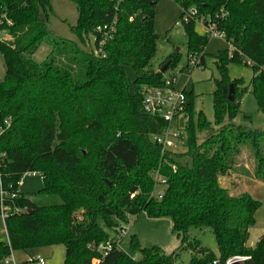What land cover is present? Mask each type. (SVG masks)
<instances>
[{"label":"trees","instance_id":"trees-1","mask_svg":"<svg viewBox=\"0 0 264 264\" xmlns=\"http://www.w3.org/2000/svg\"><path fill=\"white\" fill-rule=\"evenodd\" d=\"M51 1L0 0V32L10 38H0L5 67L0 81V216L8 209V243L0 245V260L17 250L61 245L64 264H177L185 252L195 254L189 264H225L234 257H249L244 264H264V236L255 248L246 245L261 204L247 193L232 196L220 183L237 174L264 184V128L234 124L248 89L243 80L228 76L230 63H249L251 93L264 114V0H174L182 12L194 7L201 15L219 16L217 29L232 47L231 53L215 57L220 79L213 92V123L203 111L194 121L187 94L186 152L181 155H162L152 136L166 124L143 110L142 89L162 87L160 69L173 68L180 55H170L160 69L152 64L159 41L153 8L159 0H123L118 11L110 0H72L78 20L70 31L77 41L51 35ZM114 18L117 33L105 58L98 57L91 36ZM195 25H184L188 55H200L204 63L209 39L198 35ZM42 45L50 53L36 63L33 56ZM126 68L135 72V80L127 78ZM244 151L253 161L252 173L239 161ZM184 157L190 166L180 164ZM155 170L166 180L162 200L154 197ZM29 173L39 174L44 187L24 195L18 188ZM143 214L170 219L180 248L167 255L158 247L142 248L132 236L129 246L139 258L120 249L113 238L129 217ZM204 229L213 232L218 257L191 237V231ZM109 242L113 248L103 255L99 248Z\"/></svg>","mask_w":264,"mask_h":264},{"label":"rangeland","instance_id":"rangeland-1","mask_svg":"<svg viewBox=\"0 0 264 264\" xmlns=\"http://www.w3.org/2000/svg\"><path fill=\"white\" fill-rule=\"evenodd\" d=\"M53 16L50 19L49 30L54 38L59 40L77 41V38L71 33L70 28L77 24L78 11L72 0H52L51 1ZM194 8V7H192ZM191 9V8H190ZM155 15V32L159 38L157 44L156 56L152 62L156 69H160L164 61L172 54L180 53L176 65L167 70L164 78H173L176 81L175 87L178 90H185L192 97L194 107V121L197 122L198 114L203 111L208 122H214L213 109V92L215 90V81L220 79V74L214 66L215 57L221 52L231 53V45L223 38L210 37L204 49L205 61L204 68L192 70L188 68V36L182 23V9L174 0H159L153 8ZM206 16V15H204ZM179 23V26H176ZM195 32L200 36H205L202 26L195 25ZM1 39L9 40L4 32L0 34ZM50 53L47 45L41 48L33 56L36 63H42ZM164 66V65H163ZM126 76L129 80L136 79V74L131 68L125 69ZM228 76L231 80H243L244 87L248 92L244 94L239 115L234 119L237 126L248 127L254 130H262L264 128V114L258 109L256 98L251 93V80L253 72L249 63L228 65ZM5 78V67L3 59L0 55V81ZM245 116H250L246 119ZM207 133L199 135L201 143ZM185 146L177 145L174 153L184 154ZM249 153L244 151L240 157L242 166L252 173L254 170L253 161L249 159ZM180 164L190 166V159L184 157L180 160ZM236 176V190H231L230 194L239 197L244 193L261 204V208L255 214V225L249 229L246 237V245L255 248L258 241L264 236V184L250 177ZM238 176V178H237ZM153 177V176H152ZM154 179V178H153ZM156 179H154V182ZM225 183V182H224ZM225 186L229 187L225 183ZM44 187L42 178L39 174H26L20 184L19 192L24 195L34 194L42 190ZM159 190L155 182L154 192ZM128 229V235L121 244V249L131 257L139 258V255L133 252L129 246L132 236H135L142 248L158 247L167 255H171L181 246V241L172 233V222L168 218L151 219L143 214L139 217H129L128 223L125 224ZM114 237V232H109ZM191 237L200 241L203 248L211 251L216 257L219 256L216 238L210 229L193 230ZM8 239L4 226V219L0 216V245H7ZM194 253H183L177 264H189ZM41 259L46 264H64L65 249L63 246L41 247L32 249L28 255L23 250H17L8 257L3 258L1 264H27L31 260ZM97 264V262H95Z\"/></svg>","mask_w":264,"mask_h":264},{"label":"built area","instance_id":"built-area-1","mask_svg":"<svg viewBox=\"0 0 264 264\" xmlns=\"http://www.w3.org/2000/svg\"><path fill=\"white\" fill-rule=\"evenodd\" d=\"M123 0H110L114 5L115 11H118ZM225 14H221L220 18H224ZM219 18L216 16L210 18V16H204L199 14L196 8L183 10L182 23L183 25L189 22H195L200 24L204 31L205 36L209 39L212 37L225 38V34L217 29L215 20ZM179 26V23H176ZM117 33V20L114 18L110 23L100 25L96 28L94 34L91 36V44L96 56L105 58V48L109 42H111ZM1 34V32H0ZM188 68L195 70L197 68L203 69L204 63L201 60L200 55L188 56ZM176 81L171 78H164L163 86L160 88L144 87L143 93V110L151 117L158 118L166 124L164 130L155 136H152V141L161 147L162 155H166L168 152L176 150L177 145L185 146L186 136V123H187V108L188 99L185 90H178L175 87ZM1 157V156H0ZM173 166L172 169H175ZM154 179H156V185L159 190L155 191L154 197L158 200H162L164 196V189L166 185L165 178L161 175L159 170H155L152 173ZM8 213L7 208L2 209L3 219ZM128 235V229L125 225L120 229L117 236L113 238L114 243L121 249V244L124 238ZM113 248V243L109 242L105 246H101L99 251L104 255ZM136 260L137 257H134ZM250 258L249 257H234L226 261L225 264H244ZM2 260H0L1 264ZM32 264H46L44 260L35 259ZM213 264H218L215 261Z\"/></svg>","mask_w":264,"mask_h":264},{"label":"crops","instance_id":"crops-1","mask_svg":"<svg viewBox=\"0 0 264 264\" xmlns=\"http://www.w3.org/2000/svg\"><path fill=\"white\" fill-rule=\"evenodd\" d=\"M235 178H236V176L232 175V176H230V177L222 178V179L220 180L221 185H222L225 189H227V190L229 191V193L231 192V190H236L235 187H237L236 185L239 183V181L237 182V181L235 180ZM237 178H238V176H237ZM224 182H225L226 184H228L229 187L225 186V183H224ZM236 182H237V184H236ZM4 226H5V223H4ZM5 230H6V228H5ZM6 234H7V232H6ZM7 239H8V236H7ZM53 247H55V246H53ZM29 251H30V250H29ZM29 251H25V252L27 253V255H28ZM14 252H15V251L12 252L13 255H14ZM12 253H11V254H12ZM31 261H33V260H31ZM31 261H29V262H31Z\"/></svg>","mask_w":264,"mask_h":264},{"label":"water","instance_id":"water-1","mask_svg":"<svg viewBox=\"0 0 264 264\" xmlns=\"http://www.w3.org/2000/svg\"><path fill=\"white\" fill-rule=\"evenodd\" d=\"M168 70V65H165L163 66L161 69H160V73L161 74H165V72ZM229 100L230 101H233L234 100V90H233V86L231 85L230 86V93H229Z\"/></svg>","mask_w":264,"mask_h":264}]
</instances>
